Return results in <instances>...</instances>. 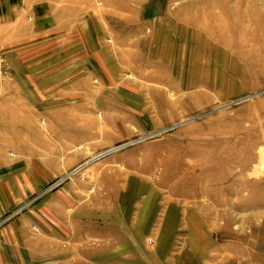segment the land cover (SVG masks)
Returning <instances> with one entry per match:
<instances>
[{
    "label": "rangeland",
    "instance_id": "rangeland-1",
    "mask_svg": "<svg viewBox=\"0 0 264 264\" xmlns=\"http://www.w3.org/2000/svg\"><path fill=\"white\" fill-rule=\"evenodd\" d=\"M128 1L33 0L0 19L4 54L38 42L52 76L29 81L27 123L0 148L17 197L0 264H264V0L185 5L207 41L144 61L115 19Z\"/></svg>",
    "mask_w": 264,
    "mask_h": 264
},
{
    "label": "crops",
    "instance_id": "crops-1",
    "mask_svg": "<svg viewBox=\"0 0 264 264\" xmlns=\"http://www.w3.org/2000/svg\"><path fill=\"white\" fill-rule=\"evenodd\" d=\"M31 1L33 0H0V19L21 18L23 16L21 11L23 6H21V3L25 2L27 7ZM174 1L176 2V0H136L134 3L131 1L124 3L125 6L132 7L133 11L130 13L122 12L120 13L121 18L116 17L115 19H118L117 22L125 32L126 47L133 51V53L131 52V57L137 58L138 61H144L148 57H155V55L165 54L168 51L169 53L167 54H171L174 57L175 55H182L183 48H187L193 44L197 45L200 39H202V44L207 41V35L205 33L200 34V36L192 33L197 27V25H193L196 22H193L184 13L185 5H194L196 0H181L185 2L182 10L175 8L169 14L168 8L172 6L171 4ZM113 9L116 10L114 7ZM217 14L219 17L220 14ZM77 25L76 29L80 30L83 28V26H80V23ZM14 28L16 27L12 25L11 29ZM204 28H207L206 25ZM204 28L202 29L204 30ZM11 33L14 35L17 31H12ZM188 35H190V38H188ZM211 36L214 39L218 38L214 34H211ZM12 39L15 41L16 36L12 37ZM4 40L5 42L11 43L8 38ZM36 43L38 42L26 45L14 43V46H6L5 62L7 64L5 67L8 71L3 77L5 80L3 81L4 84L2 87L7 89L0 91V148H3L8 143L9 140L7 139L10 138L9 132L27 123V113L29 110H26V98L28 99L29 97L32 99L34 96H37V92L32 85L28 86L29 81L40 80L41 77L48 73V70H51L46 69V67H40L39 64L36 65L40 60L39 57L34 58L38 54L36 50L38 45ZM81 43L83 41L79 39L78 51L80 56L83 53L82 49L84 46ZM33 45L37 46V48H34ZM85 52L83 55L86 54ZM85 59L86 57L83 60H78L75 64H79L81 68L83 67L82 64ZM173 61H176V57ZM150 63H152L154 72L163 64L159 58L153 59ZM34 64L36 68L32 67ZM68 64L72 68L70 61ZM53 67L55 69L56 66L53 65ZM85 67L86 65L84 63ZM163 67H165L166 73L171 72L177 76V80L181 81L182 85L185 84L186 78L180 73L179 67L176 64L169 63ZM44 77L51 78L52 76L45 75ZM15 84H17V89L10 91V88H13ZM161 84L163 83L161 82ZM27 88L28 90L26 91ZM5 163H7V158H0V167L1 165L5 166ZM6 170V168L0 169V214L17 201L15 181H13L14 184L12 186L11 183H8L9 177ZM1 173H3V177ZM13 188L14 192L13 190L11 191Z\"/></svg>",
    "mask_w": 264,
    "mask_h": 264
},
{
    "label": "built area",
    "instance_id": "built-area-1",
    "mask_svg": "<svg viewBox=\"0 0 264 264\" xmlns=\"http://www.w3.org/2000/svg\"><path fill=\"white\" fill-rule=\"evenodd\" d=\"M5 70H6V68H5V62H4L3 49L0 46V79L3 76Z\"/></svg>",
    "mask_w": 264,
    "mask_h": 264
},
{
    "label": "bare ground",
    "instance_id": "bare-ground-1",
    "mask_svg": "<svg viewBox=\"0 0 264 264\" xmlns=\"http://www.w3.org/2000/svg\"><path fill=\"white\" fill-rule=\"evenodd\" d=\"M264 17V16H263ZM1 46V45H0ZM2 47V46H1ZM2 49H3V47H2ZM3 54H4V50H3ZM6 60H5V54H4V62H5ZM6 65V64H5ZM6 68V67H5Z\"/></svg>",
    "mask_w": 264,
    "mask_h": 264
}]
</instances>
